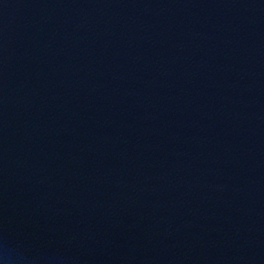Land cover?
<instances>
[{
	"label": "water",
	"instance_id": "95a60500",
	"mask_svg": "<svg viewBox=\"0 0 264 264\" xmlns=\"http://www.w3.org/2000/svg\"><path fill=\"white\" fill-rule=\"evenodd\" d=\"M264 264V0H0V254Z\"/></svg>",
	"mask_w": 264,
	"mask_h": 264
},
{
	"label": "clouds",
	"instance_id": "9594fccd",
	"mask_svg": "<svg viewBox=\"0 0 264 264\" xmlns=\"http://www.w3.org/2000/svg\"><path fill=\"white\" fill-rule=\"evenodd\" d=\"M16 257L10 255L8 252L0 254V264H17Z\"/></svg>",
	"mask_w": 264,
	"mask_h": 264
}]
</instances>
